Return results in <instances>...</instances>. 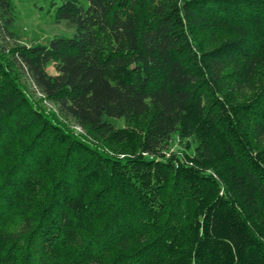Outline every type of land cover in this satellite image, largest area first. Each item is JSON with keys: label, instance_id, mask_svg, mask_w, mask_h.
Returning a JSON list of instances; mask_svg holds the SVG:
<instances>
[{"label": "trees", "instance_id": "1", "mask_svg": "<svg viewBox=\"0 0 264 264\" xmlns=\"http://www.w3.org/2000/svg\"><path fill=\"white\" fill-rule=\"evenodd\" d=\"M85 1L0 0V264H264V0Z\"/></svg>", "mask_w": 264, "mask_h": 264}, {"label": "rangeland", "instance_id": "2", "mask_svg": "<svg viewBox=\"0 0 264 264\" xmlns=\"http://www.w3.org/2000/svg\"><path fill=\"white\" fill-rule=\"evenodd\" d=\"M14 6L15 21L13 31L19 36V42L25 46L34 44H46L55 37H72L74 30L66 22H58L56 10L62 6L64 0H11ZM78 3L87 7L85 0H77ZM55 6H52V4ZM49 73L54 75L55 71L49 68ZM39 95H33L35 102L41 103L46 110H53L49 103L41 102ZM117 128H124L123 119H108ZM77 133L82 131L73 128ZM170 150L174 153L181 151L176 135L170 143Z\"/></svg>", "mask_w": 264, "mask_h": 264}]
</instances>
